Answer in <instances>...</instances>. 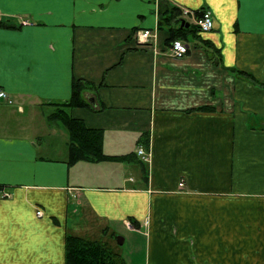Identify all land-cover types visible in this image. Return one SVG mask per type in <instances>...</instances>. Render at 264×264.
<instances>
[{
	"label": "crops",
	"instance_id": "1",
	"mask_svg": "<svg viewBox=\"0 0 264 264\" xmlns=\"http://www.w3.org/2000/svg\"><path fill=\"white\" fill-rule=\"evenodd\" d=\"M167 1L213 14L182 57L159 0H0V264H66L67 234L126 264H264V0ZM56 112L122 159L69 162Z\"/></svg>",
	"mask_w": 264,
	"mask_h": 264
},
{
	"label": "trees",
	"instance_id": "2",
	"mask_svg": "<svg viewBox=\"0 0 264 264\" xmlns=\"http://www.w3.org/2000/svg\"><path fill=\"white\" fill-rule=\"evenodd\" d=\"M159 23L161 28L168 25L169 40L180 38L187 40L195 34L198 27L189 23L187 27L180 25L181 10L179 7L171 5L167 0H159ZM201 10H193L194 15H199ZM186 22V20H185ZM172 23L174 24L173 26ZM199 37V36H198ZM87 83L81 79H75L72 83V93L67 106L84 105L81 91ZM55 115L65 120L69 131V162L78 159L103 160L122 159V155H107L103 152L102 133L99 130L87 128L78 119H71L67 115ZM66 264H126L118 251L111 248L107 243L100 240H90L73 234H67L65 245Z\"/></svg>",
	"mask_w": 264,
	"mask_h": 264
},
{
	"label": "built area",
	"instance_id": "3",
	"mask_svg": "<svg viewBox=\"0 0 264 264\" xmlns=\"http://www.w3.org/2000/svg\"><path fill=\"white\" fill-rule=\"evenodd\" d=\"M184 12L191 13V15L196 17L195 21L197 22L196 25L199 31L208 32L212 30L213 25H214V19H213V15L211 11L208 10L207 8L202 9L198 16L194 15L193 11L186 7L184 9ZM154 36H155V31L149 28H143V29L141 28V29L135 30V37L141 43L150 41L152 38H154ZM169 48H170L172 55L175 57H182L188 51V45L182 39H179V38L170 41ZM5 100L10 102L9 95L7 91H5L4 89L0 87V102L5 101ZM137 153L140 155L142 160H148L149 158L148 152H145L144 150L140 148L137 150ZM178 185L180 188H182L184 186L183 180H180L178 182ZM36 214L41 215L42 214L41 210L37 209Z\"/></svg>",
	"mask_w": 264,
	"mask_h": 264
},
{
	"label": "rangeland",
	"instance_id": "4",
	"mask_svg": "<svg viewBox=\"0 0 264 264\" xmlns=\"http://www.w3.org/2000/svg\"><path fill=\"white\" fill-rule=\"evenodd\" d=\"M184 9H185V7H181L180 8V10H181V16H182V18L183 19H185L186 20V22L187 21H189V23H193L194 25H196V21H195V19H196V17H194L193 15H191V13H187V12H184ZM189 9V8H188ZM202 9H204V8H202ZM202 9H200V10H202ZM208 10H210L209 8H207ZM190 10H192V9H190ZM199 10V11H200ZM193 11V10H192ZM211 11V10H210ZM211 13H212V11H211ZM213 15V14H212ZM181 18V19H182ZM214 19V18H213ZM197 26V25H196ZM40 216V215H39ZM121 236V235H120ZM118 250H121L122 248H123V245L122 244H120L118 247ZM135 259V261H134V264H138V259L137 258H134ZM126 263V262H125Z\"/></svg>",
	"mask_w": 264,
	"mask_h": 264
},
{
	"label": "water",
	"instance_id": "5",
	"mask_svg": "<svg viewBox=\"0 0 264 264\" xmlns=\"http://www.w3.org/2000/svg\"><path fill=\"white\" fill-rule=\"evenodd\" d=\"M180 25L187 27L189 25V23L188 22H185V19L182 18V19H180ZM117 240H118L119 243H122V241H123L122 240V237H120V236L117 237Z\"/></svg>",
	"mask_w": 264,
	"mask_h": 264
}]
</instances>
